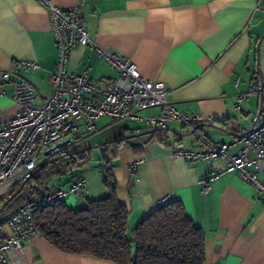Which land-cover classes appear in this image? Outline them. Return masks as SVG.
<instances>
[{"label":"crops","instance_id":"0c3cea01","mask_svg":"<svg viewBox=\"0 0 264 264\" xmlns=\"http://www.w3.org/2000/svg\"><path fill=\"white\" fill-rule=\"evenodd\" d=\"M50 1L63 10L77 6L91 41L70 53V73L87 71L94 81L115 80L116 70L96 52L97 48L111 49L129 60L143 78L161 83L168 101L179 112L199 115L203 124L234 134L201 127L200 133L211 142L231 145L250 130L260 100L264 103V0ZM16 61L38 65L35 71L20 70L13 80L29 83L37 94L36 105H42L50 95L48 78L55 69L56 49L46 10L36 0H0V71ZM254 85L255 92L248 94ZM238 94H244V99L239 109H234ZM12 95L11 82L0 84V126L15 113ZM160 113V108H150L138 115ZM95 125L97 132L82 147H91L93 160L76 174L86 179V193L66 199L68 210H84L89 201L108 196L102 183L101 149L115 143L108 141L139 131L146 139L143 144L124 140L110 147L111 153L116 151L110 166L117 199L128 212L130 238L138 224L160 205L178 201L204 235V264H264V199L236 173L227 171L222 160L210 165L172 158L173 145L197 152L203 149L195 136L183 139L179 135L186 133L180 123L172 122L151 133L145 132L155 129H147L143 120L112 123L101 118ZM111 128L112 133L96 136ZM91 139L95 142L90 144ZM237 149L231 147L229 154L234 155ZM139 158L144 161L132 169ZM210 176L216 178L204 195L200 182ZM259 177L264 180V174ZM64 182L62 187L67 186ZM8 264L114 263L64 254L37 235L23 242L18 258Z\"/></svg>","mask_w":264,"mask_h":264},{"label":"built area","instance_id":"2783aa9c","mask_svg":"<svg viewBox=\"0 0 264 264\" xmlns=\"http://www.w3.org/2000/svg\"><path fill=\"white\" fill-rule=\"evenodd\" d=\"M44 7L56 49L55 69L49 74L50 95L42 105H36L37 94L24 80H13L20 70L35 71L38 65L30 61H16L6 71H0V84L12 83V101L15 113L0 126V264L12 263L18 258L22 243L37 236L33 224L35 210L64 202L69 197H83L87 181L73 177L66 187H55L41 196L30 194L24 186L33 173L52 158L65 156L81 149L97 132L95 122L108 118L112 123L121 121L145 122L147 129L164 130L172 122L181 124L192 133L203 149L195 151L173 145L170 156L186 162L212 164L222 160L227 171L236 173L250 184L258 197L264 199V110L256 112L250 130L234 143L215 144L203 136L198 126L203 124L199 115H185L169 101L161 83L143 78L135 66L111 49L97 48L96 52L117 72L112 81H94L87 71L80 75L69 72L68 61L74 47L91 44L77 6L63 10L50 0H36ZM82 0H78V3ZM255 92V85L247 92ZM244 94H238L234 109H239ZM160 108L158 116L140 117L139 112ZM134 132L132 144H143L145 136ZM68 142L63 147L59 145ZM238 146L234 155L231 147ZM49 155H47V153ZM143 159L131 165L137 168ZM210 176L200 182L204 195L210 192L215 179Z\"/></svg>","mask_w":264,"mask_h":264},{"label":"trees","instance_id":"16d2710c","mask_svg":"<svg viewBox=\"0 0 264 264\" xmlns=\"http://www.w3.org/2000/svg\"><path fill=\"white\" fill-rule=\"evenodd\" d=\"M119 144L105 145L100 152L102 183L108 196L89 201L87 208L80 211L68 210L64 202L35 210L33 224L37 235L64 254L114 264H204V235L178 201L160 205L138 224L133 238L128 236V212L117 199V184L110 166L116 157L110 147ZM92 151L67 154L40 166L27 181V191L41 196L59 187L56 184L61 185L63 180V185H68L84 165L92 162Z\"/></svg>","mask_w":264,"mask_h":264},{"label":"water","instance_id":"95a60500","mask_svg":"<svg viewBox=\"0 0 264 264\" xmlns=\"http://www.w3.org/2000/svg\"><path fill=\"white\" fill-rule=\"evenodd\" d=\"M262 38H264V36H262ZM261 38V39H262ZM260 39V40H261ZM259 44L260 42L257 44L256 46V54H258V50H259ZM257 74L259 75V72L257 71ZM259 79H260V76H259ZM262 87V85H261ZM260 109L261 110H264V103H262V101L260 100ZM203 126H210V127H213V128H216L218 130H221L231 136H234V134L224 128H220V127H215L213 125H208V124H201L200 126L197 127V129H200L201 127ZM154 131H162L161 129H155V130H151V131H148V132H145V133H151V132H154ZM139 135H144V133H139ZM181 137H188V136H192L193 134L190 133V132H187V133H183V134H179ZM194 136V135H193ZM135 137V135H131V136H127V137H123V138H119V139H115V140H112V141H108L106 143H111V142H116V141H124V140H131ZM68 142H64L63 144L59 145L58 148L60 147H63L64 145H66ZM88 149H91V147H86V148H81V149H78L76 151H73L71 153H68V155H77V154H80V153H83L85 150H88ZM50 152L47 153V155H49ZM63 156H59V157H55V158H52L51 160H49L48 162L44 163L43 165H47L49 163H53V162H56L58 161L60 158H62ZM42 165V166H43ZM37 172V170L33 173V175ZM32 175V176H33ZM31 176V177H32ZM27 183V182H26ZM26 183L22 184L20 187H19V190L18 192L24 187L26 186Z\"/></svg>","mask_w":264,"mask_h":264},{"label":"rangeland","instance_id":"374dc122","mask_svg":"<svg viewBox=\"0 0 264 264\" xmlns=\"http://www.w3.org/2000/svg\"><path fill=\"white\" fill-rule=\"evenodd\" d=\"M121 122H123V121H121ZM96 125H97V127H98L99 129L102 127L101 124H100V122H97ZM130 126L135 127V125H133V124H130ZM110 133H112V128L109 129V130H107V131H104V132H98L96 136H97L98 138H100L102 135H108V134H110ZM192 137H193V135H192V136H188V137H184L183 139H190V138H192ZM93 142H95L94 139H93V140L91 139V140L89 141L90 144L93 143ZM69 198H73V197H69ZM128 236H129V237L131 236L130 233H128Z\"/></svg>","mask_w":264,"mask_h":264}]
</instances>
